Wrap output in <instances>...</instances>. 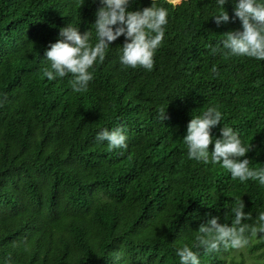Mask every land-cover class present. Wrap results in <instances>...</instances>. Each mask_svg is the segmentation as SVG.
I'll return each mask as SVG.
<instances>
[{"label":"trees","instance_id":"16d2710c","mask_svg":"<svg viewBox=\"0 0 264 264\" xmlns=\"http://www.w3.org/2000/svg\"><path fill=\"white\" fill-rule=\"evenodd\" d=\"M154 5L169 16L153 69L120 63L122 36L76 93L71 76H43V55L67 25L94 43L99 0H0V262L179 264L188 244L201 264H226L227 250L195 247L196 231L214 217L231 225L240 198L249 224L264 211V186L189 159L183 142L192 115L215 106L223 120L213 136L232 127L251 146L249 166L264 167V61L212 53L241 29L238 19L217 27L215 0ZM225 8L231 17V0ZM104 128L123 129L127 149L98 142ZM251 250L264 256V239Z\"/></svg>","mask_w":264,"mask_h":264},{"label":"clouds","instance_id":"9594fccd","mask_svg":"<svg viewBox=\"0 0 264 264\" xmlns=\"http://www.w3.org/2000/svg\"><path fill=\"white\" fill-rule=\"evenodd\" d=\"M178 2V0H177ZM135 0H99L101 5L95 12V33H81L79 27L67 25L59 29V38L45 50L43 60L46 66L43 76L49 81L71 76V88L76 93L86 92L94 79V66L103 63L106 54L118 38L124 37L121 46L120 63L130 68L142 67L151 71L154 67L156 50L161 46L168 24L169 12L157 7L152 0L151 7L130 10ZM229 0H215L216 11L211 16L217 27L235 22L241 29L228 31L221 41L222 47H213L212 53L221 52L225 56H243L264 61V0H231L233 15L230 17L225 5ZM215 71V68L213 69ZM164 120L166 112L162 113ZM223 114L217 107L207 108L202 115H192L187 125L183 142L187 146L188 158L205 164H219L226 169L233 180L241 183L253 180L264 186V167H250L247 154L251 146H246L240 133L223 125L222 138L213 136L212 130L221 125ZM100 143L107 142L109 150L127 149V134L121 129H101L96 134ZM210 145L214 147L210 150ZM242 198L234 201L230 211L233 219L229 223H219L214 217L202 224L196 231V248L206 252H219L247 248L254 239H264V211L259 212L254 224ZM179 264H201L198 251L184 244L176 249ZM120 255L115 257L119 261ZM0 264H12L11 258Z\"/></svg>","mask_w":264,"mask_h":264},{"label":"rangeland","instance_id":"374dc122","mask_svg":"<svg viewBox=\"0 0 264 264\" xmlns=\"http://www.w3.org/2000/svg\"><path fill=\"white\" fill-rule=\"evenodd\" d=\"M180 1L181 0H178V2ZM174 2L178 3L177 0H174ZM255 241L256 239L253 240V242ZM251 244L247 248L239 251L232 249L227 250L225 253L226 264L231 260H241L244 261L245 264H264V256L260 255L259 251H252Z\"/></svg>","mask_w":264,"mask_h":264}]
</instances>
